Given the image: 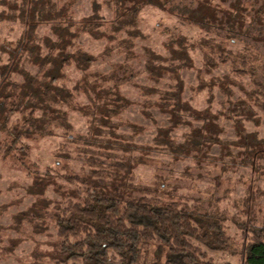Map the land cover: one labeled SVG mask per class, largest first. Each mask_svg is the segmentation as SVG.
Listing matches in <instances>:
<instances>
[{
  "label": "rangeland",
  "instance_id": "374dc122",
  "mask_svg": "<svg viewBox=\"0 0 264 264\" xmlns=\"http://www.w3.org/2000/svg\"><path fill=\"white\" fill-rule=\"evenodd\" d=\"M63 2L68 3V13L73 20L86 18L93 14V10L104 16L106 22L113 17L114 6L110 0H59V4ZM5 9V5L0 3V13L4 14L0 18V46L2 41L15 42L24 30V24L6 16L9 13ZM136 17L133 35L126 34L125 30L114 32L111 30L113 26L104 23L97 30L105 34L95 38L73 26L70 32L75 36L71 37V45L66 46L64 52L70 54L80 49L79 57L83 60L91 58V61L85 70L72 62L63 67V76L56 80L55 84L73 89L70 104L56 101L50 102L45 110L35 109L34 121L29 120L37 129L24 132L17 142L13 137H5L0 129V264H54L52 253L57 235L52 216L58 205H66L69 199L77 201L75 191L82 189L81 183L67 177L86 176L89 170L86 158L90 155L103 154L105 161L109 162L115 157L111 155L113 142L126 149L125 152L116 151L128 171L127 176L119 178L120 193L150 191L165 200L177 194L201 198L203 209H218L226 213V233L238 244L242 242L243 235L234 219L264 224V159L256 162L258 168H234L222 165L219 160L213 166L215 162L207 158L201 160V167H196L191 157H182L171 146L156 144L153 140L160 130L165 135L162 136L165 142L173 140L180 143L191 127L200 125L191 113L198 114L204 110L213 114L221 112L225 96L217 85L210 82H216L224 74L232 77L229 63L212 60L207 61L209 66L205 65L203 55L206 51L195 43L205 36L204 32L159 7L146 5ZM35 33L41 38H54L47 23L39 24ZM183 35H186L189 65L176 69L170 65L169 53L177 46L170 44L169 40ZM40 46L41 49L36 51L44 54L46 50ZM226 46L230 50L241 48L237 41L227 42ZM7 58V53L0 47L2 86L1 82H6V78L1 70L4 64L9 63ZM147 59L154 61L152 73L146 65ZM21 66L31 74H35L38 68L31 61L24 60L19 67L16 66V71L9 73V68L3 70L9 73L6 80L23 81L24 75L19 71ZM131 72L135 76L123 86L114 88L111 81L105 80ZM87 74H91L88 80L95 82L94 92L104 93L106 89L114 88L115 96L121 98L117 102L120 104L118 108L105 109L103 98L92 103L101 106L98 111L91 106L87 92L80 88V79ZM96 74L98 77L94 79ZM235 79L247 86L248 77L237 76ZM173 88L181 94L179 107L184 111L172 112L171 117V106H163L164 96L155 91L167 92ZM234 90L236 97L240 92ZM158 102L160 107L156 106ZM255 110L254 121L244 122V125L246 131H256L257 137L264 139V114L259 108ZM28 111L12 113L8 125L12 123L15 129L23 127ZM170 117L179 123H169ZM101 122L105 124L101 125ZM210 124L215 130L223 127L217 135L220 140H237L234 127L226 116ZM257 146L264 152L263 144ZM211 148L212 154H217L218 149L214 145ZM128 155L137 156L138 161L131 162ZM33 171L37 176L31 175ZM129 180L133 185L128 184ZM206 252L215 262L238 263V257L225 251L206 249ZM158 254L159 250L149 247L145 264L154 261ZM66 264L82 263L68 261Z\"/></svg>",
  "mask_w": 264,
  "mask_h": 264
},
{
  "label": "trees",
  "instance_id": "16d2710c",
  "mask_svg": "<svg viewBox=\"0 0 264 264\" xmlns=\"http://www.w3.org/2000/svg\"><path fill=\"white\" fill-rule=\"evenodd\" d=\"M110 2L114 6L113 17L106 22L105 17L99 16L95 10L86 18L73 20L68 13V3L59 4V0H1L0 3L5 5V10L9 13L6 16L24 24L20 38L12 43H1L0 47L7 53L9 60L2 67L3 70L9 68V73L16 71V66L19 67L24 60L38 66L35 74L21 66L19 71L24 75L21 82L6 80L9 73L1 70L6 82H1L3 86L0 85V129L5 137H13L17 142L24 132L37 129L32 119L35 109L45 110L50 102L56 101L70 104L73 89L55 84L56 80L63 76V67L72 62L85 70L91 61V58L83 60L79 57L80 49L69 52L72 55L64 52L66 46L71 45V37L75 36L70 32L73 26L95 38L105 34L97 30L104 23L113 26L111 30L114 32L125 30L126 34L133 35L139 11L146 5H153L169 12L183 23L199 27L205 36L195 43L201 50L203 48L206 51L203 55L205 65L209 66L207 61L212 60L222 64L229 63L232 74V77L224 74L216 82H210L213 86L217 85L225 96L226 100L221 103V112L213 114L204 110L198 114L191 113L200 125L191 127L182 142H165L162 138L165 135L159 130V135L153 137L154 143L171 146L182 157H191L196 167H201V160L207 158L215 162L213 166L219 160L222 165H232L234 168H258L256 162L264 159V152L257 145H264V139L258 138L256 131H246L244 122L254 121L256 108L264 114V0ZM2 15L4 14L0 13V18ZM42 23L49 24L54 35L53 40L49 37H38L35 33L37 26ZM184 38L186 35L169 40L170 44L175 43L177 46L170 49L169 53L170 65L176 69L189 65ZM236 41L241 48H227V42ZM40 45L46 50L44 54L36 51L41 49ZM153 63L154 61L147 59L146 65L151 73L154 71ZM96 75L94 79H97ZM90 76L91 74L84 75L80 79L82 85L79 84L87 92L91 106H95L98 111L101 106L92 103L102 98L105 109L118 108L120 104L117 102L121 98L115 96L114 88L128 83L135 75L131 72L106 78V81L113 83L114 88L110 87L104 93L94 92L95 82L88 80ZM237 76L248 77L247 86L234 80ZM234 88L240 92L236 97ZM155 92L164 96L163 106H171V117L172 112L181 110L179 105L182 100L178 90L173 88L167 92ZM110 95L112 96L107 98ZM160 104L158 102L156 106L160 107ZM26 110H29V114H26L23 127L15 129L12 123L8 125L12 113H23ZM225 116L234 127L237 138L235 141L219 139L217 135L223 129L222 126L218 125V130L210 127L211 122ZM171 117L169 123H179ZM103 124L105 122H101ZM160 128L159 126L158 129ZM213 145L218 149L217 154H212ZM113 146L111 155L115 157L110 158L109 162L105 161L103 154L90 155L86 158L89 166L86 176L67 177L81 183L82 189L75 191L78 195L77 201L69 199L66 205H58L52 216L57 235L55 251L52 253L54 264H66L68 261H80L82 264H145V254L152 246L160 254L150 264H235L230 261L215 262L206 249L225 251L236 256L237 264H264V224L258 225L247 219H234L243 235L242 242L238 244L226 233V213L218 209H203L201 198L177 194L176 197L165 200L150 191L139 194L120 193L119 178L127 176L128 171L127 165L123 164L116 151L125 152L126 149H122L115 142ZM128 156L131 162L138 161L137 156ZM31 175L37 176L35 171ZM128 184L133 185L130 180Z\"/></svg>",
  "mask_w": 264,
  "mask_h": 264
}]
</instances>
